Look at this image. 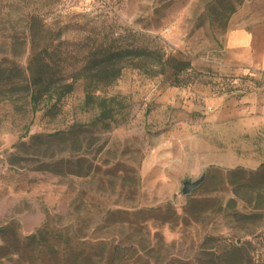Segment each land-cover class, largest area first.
Masks as SVG:
<instances>
[{
    "label": "rangeland",
    "instance_id": "obj_1",
    "mask_svg": "<svg viewBox=\"0 0 264 264\" xmlns=\"http://www.w3.org/2000/svg\"><path fill=\"white\" fill-rule=\"evenodd\" d=\"M243 18L264 30V0H0V64L29 76L34 48L46 49L58 83L75 79L55 114L0 92V264H110L116 245L121 264H205L235 245L264 264V108L234 81L264 84L216 62L226 26ZM132 44L192 68L174 85L124 66L99 91L122 97L119 123L90 124L99 110L84 108L78 70L91 51Z\"/></svg>",
    "mask_w": 264,
    "mask_h": 264
},
{
    "label": "trees",
    "instance_id": "obj_2",
    "mask_svg": "<svg viewBox=\"0 0 264 264\" xmlns=\"http://www.w3.org/2000/svg\"><path fill=\"white\" fill-rule=\"evenodd\" d=\"M236 9L233 7L232 11ZM33 35L37 37L41 30L40 25L34 23L32 26ZM227 29V26H226ZM49 53L46 49H35L28 65L30 75L26 69L18 64H0V92L13 95L25 92L30 97L32 109L36 112L40 104L46 102L48 108L54 114L62 99L75 89V79L58 83L60 70L53 67L48 60ZM142 67L155 72L165 74L171 84L180 85L184 83L181 73L192 68V61L179 54L167 52L162 47H151L149 45H127V46H106L91 51L85 65L78 70L76 76L86 79L84 108H98L99 112L90 121L92 125H101L103 128H111L113 123H119L117 112L126 106L119 95H103L102 89L115 82L120 76L124 66ZM250 71L245 76H250ZM240 80L244 76H237ZM50 104V105H49ZM84 124L78 123V126ZM58 131L56 134H61ZM262 183H264V163L256 172ZM6 225H0V233L5 232ZM127 248L116 245L110 264H121ZM249 258L244 254L242 247L235 245L231 249L219 252L212 256L205 264H248Z\"/></svg>",
    "mask_w": 264,
    "mask_h": 264
},
{
    "label": "crops",
    "instance_id": "obj_3",
    "mask_svg": "<svg viewBox=\"0 0 264 264\" xmlns=\"http://www.w3.org/2000/svg\"><path fill=\"white\" fill-rule=\"evenodd\" d=\"M248 18H243L238 24L230 20L225 32L222 45V54L216 62L221 68L236 72L237 74H248L249 81L252 78L258 79L261 83V72L264 71V30L261 27L253 26ZM246 80L241 79L236 87L242 94L243 100L250 103L252 109L261 110L264 108V91L247 89Z\"/></svg>",
    "mask_w": 264,
    "mask_h": 264
},
{
    "label": "water",
    "instance_id": "obj_4",
    "mask_svg": "<svg viewBox=\"0 0 264 264\" xmlns=\"http://www.w3.org/2000/svg\"><path fill=\"white\" fill-rule=\"evenodd\" d=\"M205 179V174H202L199 178L193 179L191 177H186L182 181V193L183 194H190L192 193L195 189H197L202 182Z\"/></svg>",
    "mask_w": 264,
    "mask_h": 264
},
{
    "label": "built area",
    "instance_id": "obj_5",
    "mask_svg": "<svg viewBox=\"0 0 264 264\" xmlns=\"http://www.w3.org/2000/svg\"><path fill=\"white\" fill-rule=\"evenodd\" d=\"M261 79L263 80V84H264V71L261 72ZM236 84H238L240 82V79L237 77L235 78V81H234Z\"/></svg>",
    "mask_w": 264,
    "mask_h": 264
}]
</instances>
